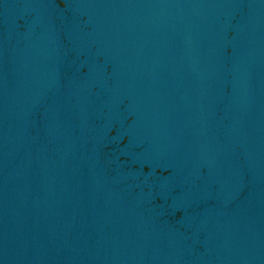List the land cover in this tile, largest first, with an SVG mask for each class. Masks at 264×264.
Here are the masks:
<instances>
[{
    "label": "water",
    "instance_id": "obj_1",
    "mask_svg": "<svg viewBox=\"0 0 264 264\" xmlns=\"http://www.w3.org/2000/svg\"><path fill=\"white\" fill-rule=\"evenodd\" d=\"M0 264H264V0H0Z\"/></svg>",
    "mask_w": 264,
    "mask_h": 264
}]
</instances>
